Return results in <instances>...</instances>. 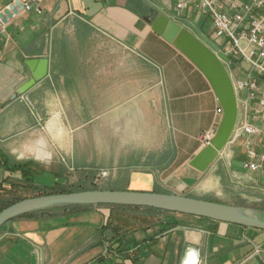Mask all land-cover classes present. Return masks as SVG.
Returning a JSON list of instances; mask_svg holds the SVG:
<instances>
[{"label": "crops", "instance_id": "crops-1", "mask_svg": "<svg viewBox=\"0 0 264 264\" xmlns=\"http://www.w3.org/2000/svg\"><path fill=\"white\" fill-rule=\"evenodd\" d=\"M13 1L0 0V13ZM149 6L179 15L175 0H36L31 10L0 17V159L28 162L37 187L94 183L107 169L99 189L254 207L240 200L264 201V173L243 168L242 140L206 171L191 165L222 107L206 75L144 18ZM44 58L46 75L12 99L43 71ZM238 61L231 72L244 77ZM238 101V123L262 124L251 116L257 101L250 115ZM15 178L21 171L0 167L6 189ZM111 214L93 206L14 218L0 228V264H264L261 229L163 211L116 231Z\"/></svg>", "mask_w": 264, "mask_h": 264}, {"label": "water", "instance_id": "water-1", "mask_svg": "<svg viewBox=\"0 0 264 264\" xmlns=\"http://www.w3.org/2000/svg\"><path fill=\"white\" fill-rule=\"evenodd\" d=\"M152 1V0H149ZM23 9L15 0L1 13L3 21ZM144 18L166 40L172 42L206 75L221 104L223 115L213 139L191 161L199 171H206L226 148L239 118V102L231 73L224 61L229 59L207 36L188 24L177 21L155 7H148ZM48 59H43V71L22 85L13 95L27 92L47 73ZM122 205L148 207L172 213L195 215L244 227L264 230V212L243 206L225 204L187 195L136 190L88 189L24 198L0 212V228L10 220L35 211L58 206ZM200 264V263H194Z\"/></svg>", "mask_w": 264, "mask_h": 264}, {"label": "built area", "instance_id": "built-area-1", "mask_svg": "<svg viewBox=\"0 0 264 264\" xmlns=\"http://www.w3.org/2000/svg\"><path fill=\"white\" fill-rule=\"evenodd\" d=\"M20 2L24 10H31L36 0ZM175 7L179 12L175 20L188 24L190 29L195 27L214 42L216 52L228 55L224 63L231 73L238 100L248 106L246 114L250 115V102L257 101L258 107L251 116L260 118L262 124L237 122L228 144L242 140L246 150L243 168L264 173V142L252 139L253 136L264 137V0H175ZM198 16L209 21V34L197 27ZM215 40H219V44ZM236 58L244 77H234L231 72ZM244 91L247 92L245 97L241 94ZM214 135L209 131L201 139L207 145ZM109 174V170H101L94 183L99 184ZM260 251V247L255 249V253Z\"/></svg>", "mask_w": 264, "mask_h": 264}, {"label": "trees", "instance_id": "trees-1", "mask_svg": "<svg viewBox=\"0 0 264 264\" xmlns=\"http://www.w3.org/2000/svg\"><path fill=\"white\" fill-rule=\"evenodd\" d=\"M0 159V167L6 169L7 171H21L22 180L26 182V186L28 189L35 191L37 194L34 196H40L45 194H53V193H67L74 192V189L67 187L66 185H55V186H45V187H37L33 184V175L35 170H33L28 162H16L12 159L7 158L4 154L1 153ZM89 189H97V187L89 188ZM3 185L0 183V212L11 204L18 202L24 198H28L26 196H13L7 197L4 193L7 192ZM85 190V189H83ZM88 190V189H87ZM30 197V196H29ZM96 206H107L112 208V214L110 216V225L114 230L119 231L121 229H133L136 227V224L142 223L143 225L150 224L152 221V213L163 212V210H158L154 208L148 207H133V206H122V205H96ZM91 205L85 206H58L47 208L39 211H35L32 213L25 214L23 216H52L56 215L60 212L64 213H75L78 211H83L92 208ZM146 209H150V211H146Z\"/></svg>", "mask_w": 264, "mask_h": 264}, {"label": "rangeland", "instance_id": "rangeland-1", "mask_svg": "<svg viewBox=\"0 0 264 264\" xmlns=\"http://www.w3.org/2000/svg\"><path fill=\"white\" fill-rule=\"evenodd\" d=\"M197 23V27H199L201 30L207 32L209 34V29L207 23H205L203 21V19ZM215 42L217 44H219V40H215ZM67 187L74 189V191H82L83 189L87 190L89 188H93V187H97V189L99 188H103L105 185H103L101 182L99 184H95L92 182H70L68 184H66ZM37 193L31 189H28L26 186V182H24L21 179L15 178L14 179V185H12L11 188H8L7 192L4 193V195H6L7 197H13V196H26V197H31L33 195H36ZM240 203L248 205V206H254V207H247L250 209H254V210H260L262 212H264V201H260L258 202V204L253 203L250 200H240ZM258 206V207H257ZM146 211H150V209H146Z\"/></svg>", "mask_w": 264, "mask_h": 264}]
</instances>
